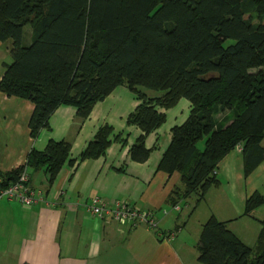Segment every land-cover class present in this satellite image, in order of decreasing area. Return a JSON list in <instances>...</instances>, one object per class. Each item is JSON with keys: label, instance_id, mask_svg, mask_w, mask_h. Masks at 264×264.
<instances>
[{"label": "trees", "instance_id": "obj_1", "mask_svg": "<svg viewBox=\"0 0 264 264\" xmlns=\"http://www.w3.org/2000/svg\"><path fill=\"white\" fill-rule=\"evenodd\" d=\"M27 24L32 41L23 45ZM6 40L11 61L3 64L0 92L33 103L32 138L50 129L57 107L70 105L85 119L96 102L125 86L137 101L125 122L139 130L128 159L143 162L151 151L145 136L164 122L165 109L186 99L187 116L169 128L155 167L179 175L171 204L192 194L195 204L202 200L218 183L217 162L238 144L244 177L264 161V0H0V41ZM225 111L231 120L216 125L213 116ZM124 136L103 124L77 158H70L69 142L49 140L42 151L31 149L25 164L0 171V189L28 168H43L51 184L65 163L98 158L113 141L125 144ZM263 201L253 192L242 215ZM226 223L209 216L201 224L196 261L264 264V226L250 247Z\"/></svg>", "mask_w": 264, "mask_h": 264}, {"label": "crops", "instance_id": "obj_2", "mask_svg": "<svg viewBox=\"0 0 264 264\" xmlns=\"http://www.w3.org/2000/svg\"><path fill=\"white\" fill-rule=\"evenodd\" d=\"M28 25L23 27V45L32 41V27ZM10 47V40L0 41V79L3 64L10 59ZM136 104L128 88L118 86L96 102L85 119L79 118L70 105L57 107L49 118L50 129H42L32 138L28 124L33 103L0 92L1 172L25 164L30 150L42 151L49 140L69 142L70 158H77L103 124L122 132L126 139L125 144L113 141L98 158L65 163L51 184L43 168H28V184L36 191L32 205L0 198V264H200L196 261V243L200 226L209 216L227 221L226 227L238 239L254 246L264 226V211L257 216L242 215L249 192L244 186L249 179L264 184V161L244 177L240 151L234 148L217 162L218 183L202 200L195 204L192 194L171 204L167 199L179 186V175L155 167L168 144L169 128L186 118L188 102L180 98L164 110V122L144 138L145 147L151 151L139 163L128 159V146L139 130L125 122ZM215 118L216 125L231 120L226 111L218 112ZM263 141L260 146L264 149ZM253 191L264 197L258 189ZM95 196L107 203L122 200L140 210L153 211L156 228L94 218L87 204ZM190 196L193 201L188 203ZM182 207L187 208L183 214ZM237 221L240 224H234ZM252 221L257 226H251ZM237 226L241 227L236 231ZM248 237L250 243L246 242Z\"/></svg>", "mask_w": 264, "mask_h": 264}, {"label": "built area", "instance_id": "obj_3", "mask_svg": "<svg viewBox=\"0 0 264 264\" xmlns=\"http://www.w3.org/2000/svg\"><path fill=\"white\" fill-rule=\"evenodd\" d=\"M235 148L240 151L239 144ZM28 183L29 173L27 169H23L15 182L0 189V198L14 199L29 207L36 200V191ZM87 209L94 218L99 220L110 219L118 222H128L131 226L142 224L149 229L157 226L153 211L140 210L130 205L127 201L115 200L107 203L95 196L87 204ZM171 235L169 233V236Z\"/></svg>", "mask_w": 264, "mask_h": 264}, {"label": "rangeland", "instance_id": "obj_4", "mask_svg": "<svg viewBox=\"0 0 264 264\" xmlns=\"http://www.w3.org/2000/svg\"><path fill=\"white\" fill-rule=\"evenodd\" d=\"M25 28H29V25L27 24L26 25V27ZM27 30V29H26ZM230 40H226L225 41V43H228ZM11 61V58L9 59V60H7V62H10ZM141 90H143V91H145V92H148L149 94H154V91H152V90H147V89H144V88H141ZM227 112V111H226ZM230 116H231V114H230ZM214 117V119H217V118H215V115L213 116ZM263 145H264V141H263ZM196 146H197V148L198 149H201V147H202V142L201 141H198L197 142V144H196ZM251 179H249V180H247L246 181V183H245V186H244V188L245 189H247V190H245L246 192H248V196L250 195V194H252L253 192H252V190L253 189H258V191H260V192H262V193H264V184H254L255 182H254V179H252V182L250 181ZM211 187H214V186H210L209 188H211ZM208 188V189H209ZM207 189V190H208ZM206 190V191H207ZM206 193V192H205ZM247 196V197H248ZM193 201V196H190L189 198H188V203H191ZM189 205V204H188ZM194 205V204H193ZM191 208H189L188 209V212H189V210H190ZM187 211V208L186 207H182V214L184 213V212H186ZM253 211H255V212H253ZM262 211H264V201L258 206V207H256V209L255 210H252L251 212V214H254V215H256L257 216V214L258 213H260V212H262ZM240 222L241 221H237L236 223H234V224H240ZM253 222V221H252ZM252 222H250L249 224H251V226H257L256 225V223H252ZM189 226V225H188ZM233 227V226H232ZM241 226H237L236 227V231H237V229H239ZM189 228V227H188ZM254 228V227H253ZM256 228V227H255ZM232 229H235V227L234 228H232ZM251 230H253V229H251ZM250 237H248L247 238V240H246V242L247 243H250Z\"/></svg>", "mask_w": 264, "mask_h": 264}]
</instances>
